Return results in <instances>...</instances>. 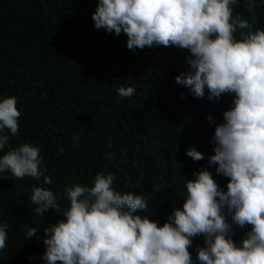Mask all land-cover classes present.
Listing matches in <instances>:
<instances>
[{
	"label": "trees",
	"instance_id": "obj_1",
	"mask_svg": "<svg viewBox=\"0 0 264 264\" xmlns=\"http://www.w3.org/2000/svg\"><path fill=\"white\" fill-rule=\"evenodd\" d=\"M247 2L238 0L234 15L258 20L255 27L264 30V0H255V18ZM96 7L97 0H0V99L15 96L21 113L19 136H10L9 147L38 146L52 179L17 180L9 171L0 180V222L9 225L0 264H45L43 228L63 217L55 210L35 215L34 184L51 190L64 208L66 186L90 187L98 173L114 174L113 187L144 194L149 209L143 214L161 226L174 207L182 208L185 182L198 170L207 168L227 190L228 178L216 173L209 157L215 126L234 97L209 101L207 90L203 99L193 97L175 81L188 68L187 50H129L125 34L96 30ZM121 86L136 91L122 98ZM193 146L203 160L186 155ZM25 225L37 228L41 239H25ZM247 230L238 229L233 239L241 242ZM203 239L193 238L189 249L194 264Z\"/></svg>",
	"mask_w": 264,
	"mask_h": 264
},
{
	"label": "clouds",
	"instance_id": "obj_2",
	"mask_svg": "<svg viewBox=\"0 0 264 264\" xmlns=\"http://www.w3.org/2000/svg\"><path fill=\"white\" fill-rule=\"evenodd\" d=\"M238 0H97L92 15L96 30L127 36L129 50L177 47L187 50L188 68L175 77L195 98L215 101L234 97L215 126L209 164L228 178L223 190L207 168L186 180L182 208H173L161 226L146 213L144 194L116 190L114 174L98 173L92 186L73 184L64 191L68 203L61 208L46 187L32 186L30 200L35 215L49 210L62 219L43 228L45 264H194L189 250L193 238L199 264H264V30L240 14ZM248 13L256 17L255 0ZM239 33V38H237ZM136 89L121 86L120 97L131 98ZM184 93L181 94L182 98ZM17 98L0 99V180L26 176L44 184L41 149L30 143L9 147L19 136ZM212 122V117L207 118ZM78 140V137L74 138ZM61 151H63L61 149ZM193 161L204 154L193 146L186 150ZM159 191V186H156ZM7 222H0V251L7 247ZM25 239L37 237V228L25 225ZM248 230L241 242L233 237ZM29 259H32L29 257Z\"/></svg>",
	"mask_w": 264,
	"mask_h": 264
}]
</instances>
